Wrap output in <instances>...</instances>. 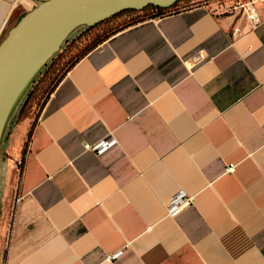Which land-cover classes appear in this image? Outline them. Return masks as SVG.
Wrapping results in <instances>:
<instances>
[{"label":"crops","instance_id":"1","mask_svg":"<svg viewBox=\"0 0 264 264\" xmlns=\"http://www.w3.org/2000/svg\"><path fill=\"white\" fill-rule=\"evenodd\" d=\"M232 1L110 36L4 136L0 264H264V0Z\"/></svg>","mask_w":264,"mask_h":264},{"label":"water","instance_id":"2","mask_svg":"<svg viewBox=\"0 0 264 264\" xmlns=\"http://www.w3.org/2000/svg\"><path fill=\"white\" fill-rule=\"evenodd\" d=\"M186 0H45L37 2L0 43V149L15 108L61 45L123 11L170 9ZM188 1V0H187Z\"/></svg>","mask_w":264,"mask_h":264},{"label":"rangeland","instance_id":"3","mask_svg":"<svg viewBox=\"0 0 264 264\" xmlns=\"http://www.w3.org/2000/svg\"><path fill=\"white\" fill-rule=\"evenodd\" d=\"M25 13L26 11H19L18 13L14 11L12 13V17L2 29L0 43L8 35V31L20 21ZM151 15H153L151 11L139 14L126 13L109 19L106 23L94 28L81 27L76 29L61 45V50L48 61L44 69L36 76V79L15 108V112L8 123V128L4 135L6 139L16 123L31 116L35 117L38 114L46 97L49 95L48 93L61 79V76L77 63L78 59L86 55L92 48L98 46L109 35L123 29L126 25Z\"/></svg>","mask_w":264,"mask_h":264},{"label":"built area","instance_id":"4","mask_svg":"<svg viewBox=\"0 0 264 264\" xmlns=\"http://www.w3.org/2000/svg\"><path fill=\"white\" fill-rule=\"evenodd\" d=\"M222 0H193L189 6V8L193 7H202L209 6L212 2H218ZM226 1V0H225ZM232 1V0H229ZM234 7H231L226 12L222 13H233L236 10H241L242 14L247 18V20L251 21L253 25H258L261 21L258 10L256 9V5L258 0H250L248 2H238L237 0L232 1ZM118 144L117 140L114 138L108 139L106 141H102L95 146L89 147L91 151L96 153L97 156L102 157L105 153L111 151L112 148L116 147ZM226 173L233 174L236 171L234 164H229L226 167ZM170 205L168 207V214L170 216L176 215V213L183 210L185 207L192 204V198H189L185 193L179 192L177 193L172 200L170 201Z\"/></svg>","mask_w":264,"mask_h":264},{"label":"trees","instance_id":"5","mask_svg":"<svg viewBox=\"0 0 264 264\" xmlns=\"http://www.w3.org/2000/svg\"><path fill=\"white\" fill-rule=\"evenodd\" d=\"M193 0H186V1H179V2H177L175 5H173V6H171L170 7V9H160V8H157V7H147V8H145V9H143V10H139V12L138 11H123V13H121V14H119V15H117V16H114V17H112V18H116V17H119V16H121V15H123V14H126V13H132V14H139V13H148V11H151L152 13H153V15H151V16H149V17H144V18H142V19H140L139 21H137V22H134V23H132V24H129V25H126V26H124L123 27V29H121V30H119V31H117V32H115V33H113V34H111V35H109L108 36V38L110 37V36H112V35H114V34H116V33H118V32H120V31H123L126 27H129V26H132V25H136V24H138L139 22H142V21H145V20H148V19H155V17H162V16H165V15H168V14H171L172 12H179L180 10H186L187 8H189V6H190V4H191V2H192ZM112 18H110V19H112ZM109 20V19H108ZM107 20V21H108ZM107 21H105V22H103V23H100V24H98V25H96V26H99V25H101V24H104V23H106ZM96 26H94V27H96ZM93 27V28H94ZM90 29V28H89ZM108 38H106L105 40H107ZM105 40H103L102 42H104ZM102 42H100L99 44H101ZM98 44V45H99ZM97 47V46H96ZM96 47H94V48H96ZM94 48H92V49H94ZM90 51H92V50H90ZM89 51V52H90ZM87 54V53H86ZM83 57V56H82ZM79 60V59H78ZM77 60V61H78ZM74 66V65H73ZM72 66V67H73ZM71 67V68H72ZM70 68V69H71ZM69 69V70H70ZM66 73V72H65ZM65 73L63 74V75H65ZM62 75V76H63ZM61 76V77H62ZM62 79V78H61ZM60 79V80H61ZM59 80V81H60ZM58 81V82H59ZM57 82V83H58ZM56 83V84H57ZM53 89V88H52ZM47 98V97H46ZM46 101V100H45Z\"/></svg>","mask_w":264,"mask_h":264}]
</instances>
